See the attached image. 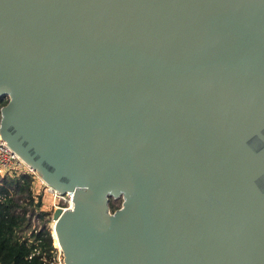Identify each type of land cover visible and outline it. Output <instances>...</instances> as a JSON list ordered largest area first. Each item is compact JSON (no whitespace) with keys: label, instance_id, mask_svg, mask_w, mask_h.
<instances>
[{"label":"water","instance_id":"1","mask_svg":"<svg viewBox=\"0 0 264 264\" xmlns=\"http://www.w3.org/2000/svg\"><path fill=\"white\" fill-rule=\"evenodd\" d=\"M5 96L65 264H264V0H0Z\"/></svg>","mask_w":264,"mask_h":264},{"label":"trees","instance_id":"2","mask_svg":"<svg viewBox=\"0 0 264 264\" xmlns=\"http://www.w3.org/2000/svg\"><path fill=\"white\" fill-rule=\"evenodd\" d=\"M8 97H0V108ZM34 176L22 172L16 176L0 171V264H55L52 237L46 224L48 213L40 210L41 196H35ZM111 211L118 206L109 202ZM35 216L42 225L34 227L28 236L18 235L31 225Z\"/></svg>","mask_w":264,"mask_h":264},{"label":"rangeland","instance_id":"3","mask_svg":"<svg viewBox=\"0 0 264 264\" xmlns=\"http://www.w3.org/2000/svg\"><path fill=\"white\" fill-rule=\"evenodd\" d=\"M34 176V182L32 184V189L34 192L35 196H41V207L40 210L45 211L48 213L47 218L50 219V221L46 224L48 230L50 231L51 234V222H52V212L55 209V207L57 206H62L65 207L67 206V201L68 198L67 196L61 195L59 198H55L54 196H52V194L49 193L48 191V187L45 185V182L41 181L38 178V174L36 171H34V173H32ZM111 202L113 204H115L116 206H118V208L122 205L123 202V196L119 195L116 197L113 196H109V200L108 203ZM111 210V209H110ZM111 212V211H110ZM42 225V221H40V219H38L37 217L33 216L31 219V225L23 230V231H18V235L21 236H28L30 231L34 228V227H40ZM53 241V246L56 249L55 253H54V259H55V264H65V255H64V251L62 248H57V246L54 245V240L52 238ZM62 249V250H61Z\"/></svg>","mask_w":264,"mask_h":264},{"label":"built area","instance_id":"4","mask_svg":"<svg viewBox=\"0 0 264 264\" xmlns=\"http://www.w3.org/2000/svg\"><path fill=\"white\" fill-rule=\"evenodd\" d=\"M1 109V108H0ZM0 171L2 174H7L10 176H16L24 171L34 173L35 170L31 168L17 153L14 151L11 146L0 136ZM42 181V179L38 176ZM45 185L48 187V191L55 198H59L61 195H66L68 198L67 206L62 208H70L72 200V193L65 192L60 193L55 188ZM56 208V207H55ZM111 211V210H110ZM112 212V211H111ZM53 220V219H52Z\"/></svg>","mask_w":264,"mask_h":264},{"label":"bare ground","instance_id":"5","mask_svg":"<svg viewBox=\"0 0 264 264\" xmlns=\"http://www.w3.org/2000/svg\"><path fill=\"white\" fill-rule=\"evenodd\" d=\"M40 177V176H39ZM41 178V177H40ZM43 182H45L48 186L49 185H52L50 184V182H48L47 180H45L44 178H41ZM57 189V188H56ZM70 193V192H69ZM70 203H71V206L73 205V201L70 200ZM55 223H56V220H52L51 222V233H52V236H53V240H54V245L57 246V248H62L61 244L59 243V240H58V235H57V232H56V228H55ZM62 250V249H61Z\"/></svg>","mask_w":264,"mask_h":264}]
</instances>
